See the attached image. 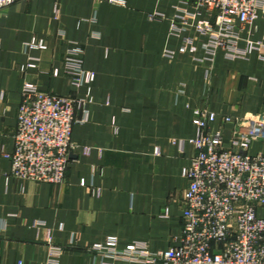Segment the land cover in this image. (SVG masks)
Returning <instances> with one entry per match:
<instances>
[{"label":"crops","instance_id":"crops-1","mask_svg":"<svg viewBox=\"0 0 264 264\" xmlns=\"http://www.w3.org/2000/svg\"><path fill=\"white\" fill-rule=\"evenodd\" d=\"M185 11H195L193 0H19L0 10V264H48L49 239L64 249L58 264H166L115 259L93 246L116 236L121 249L170 248L182 229L196 108L264 113V49L247 58L220 49L211 59L208 37L194 26L206 14L176 29ZM242 36L264 37V11ZM187 37L195 51L181 50ZM33 38L46 47H29ZM73 44L84 47L96 78L87 119L73 127L80 148L67 179L9 176L23 84L73 93L64 62ZM213 128L231 136L232 124L218 119ZM250 151L263 152L264 140Z\"/></svg>","mask_w":264,"mask_h":264},{"label":"built area","instance_id":"built-area-1","mask_svg":"<svg viewBox=\"0 0 264 264\" xmlns=\"http://www.w3.org/2000/svg\"><path fill=\"white\" fill-rule=\"evenodd\" d=\"M16 1L0 0V10ZM193 2L195 11L180 14L181 25L175 28L186 29L205 13L204 20L194 26L208 37L203 48L211 59L220 49L226 50L229 58H247L264 49V37L242 36L245 26L264 11V0ZM193 44V38L187 37L181 50L190 46L195 51ZM28 46L45 48L46 44L41 38H33ZM84 53L79 44L65 53V71L73 93L57 94L40 90L31 82L23 84L9 176L34 182L66 181L71 153L80 148L72 140L73 127L86 121L88 104L93 101L91 84L96 74L84 67ZM166 54L174 55L172 51ZM82 87L87 88L84 96L77 93ZM218 119L232 124L229 138L213 128ZM195 126L191 140L195 153L190 166L183 170L189 184L182 199V229L174 244L156 252L142 245L121 249L117 237L109 236L106 242L95 244L94 250L115 259L166 264H264V216L259 214L264 207V151H250L255 141L264 140V113L233 117L203 106L195 110ZM81 149L88 153L90 148ZM49 243L48 264H58L64 249L51 239Z\"/></svg>","mask_w":264,"mask_h":264}]
</instances>
